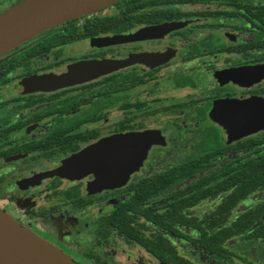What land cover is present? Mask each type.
<instances>
[{
  "label": "flooded vegetation",
  "instance_id": "1",
  "mask_svg": "<svg viewBox=\"0 0 264 264\" xmlns=\"http://www.w3.org/2000/svg\"><path fill=\"white\" fill-rule=\"evenodd\" d=\"M24 1L0 0V15ZM110 39L118 41L105 44ZM93 61H111L120 67L73 86L35 89V79L60 76L72 65ZM258 99L264 101V0H123L55 25L0 56L2 202L11 207L33 202L30 217H53L63 223L61 227L65 209L81 214L110 199V211L94 221L89 242L79 243L77 255L92 264L148 263L117 255L108 244L115 238L121 243L117 249H137L154 264H163L135 238L120 234L112 216L132 194V183L191 160L194 147L198 151L218 143L226 147L224 153L206 159L215 170L227 166V173L264 158V129L229 141L217 123L224 103ZM144 132L158 133L163 144L150 147L140 169L121 188L88 193L94 175L77 181L45 178L104 138ZM153 162L156 166L149 165ZM231 191L192 206L179 202L181 215L202 227L231 226L239 218L255 215L259 218L253 225H263L264 188L247 194L224 218L212 216ZM204 201L214 203L213 207L198 215L195 208ZM166 203L152 214L166 220L170 210ZM152 208V203L138 207ZM133 218L130 226L151 240L157 233L153 226L140 214ZM176 224L180 236L163 237L180 260L191 264L176 248L189 244L213 264H232L237 251L242 262L264 264V239L248 237L251 229L228 239V257L216 261L199 247L197 232L182 227V220Z\"/></svg>",
  "mask_w": 264,
  "mask_h": 264
},
{
  "label": "water",
  "instance_id": "2",
  "mask_svg": "<svg viewBox=\"0 0 264 264\" xmlns=\"http://www.w3.org/2000/svg\"><path fill=\"white\" fill-rule=\"evenodd\" d=\"M120 1L123 0H26L0 15V56L55 25ZM117 41L110 39L105 44ZM119 67L120 64L111 61L81 62L70 66L63 75L35 79L34 85L36 90L60 89L88 82ZM222 108L217 123L229 141L264 129L263 100L227 102ZM155 144H163L156 132L107 137L67 159L45 178L77 181L94 175L95 179L87 185L88 193L118 189L140 169L147 151ZM0 264L76 263L0 213Z\"/></svg>",
  "mask_w": 264,
  "mask_h": 264
},
{
  "label": "trees",
  "instance_id": "3",
  "mask_svg": "<svg viewBox=\"0 0 264 264\" xmlns=\"http://www.w3.org/2000/svg\"><path fill=\"white\" fill-rule=\"evenodd\" d=\"M194 148L197 149L196 155L191 160L180 162L151 179H141L132 183L130 185L132 194L126 201L121 202L117 212L111 218V222L120 234L135 238L138 244L144 246L163 264H189L187 261L176 257L175 251L163 237L165 234L180 236L181 231L176 223L181 222V220L184 223L181 225L182 227L192 229L199 234L197 241L199 247L208 252L211 259L216 261H223L228 257L229 253L225 249L226 241L233 236L244 234L248 229H251L248 237L255 236L264 239V224L253 225L255 220L259 218L258 215L249 217L248 220L239 218L231 226L217 223L207 227L191 224L187 218L181 215L182 208H179V202H184V207L192 206L201 200L213 199L231 189V193L225 196L222 204L212 215H220L221 218H224L223 214L228 213L247 194L258 188H264V158L253 160L245 166L240 164L233 168L234 172L227 173V166L219 169L216 167L215 170L211 167V161L206 159L215 154L224 153L226 147L218 143L214 147L206 145L199 151L197 147ZM207 184L210 185L204 187ZM191 190L197 191L190 194ZM166 193L169 195L165 196ZM182 194L186 197L180 199ZM165 202L170 207L166 220L161 215L152 214L153 211L161 208ZM148 203L153 204L152 211H140L138 209L139 206ZM138 214L144 217L146 222L156 230L157 233L153 234L151 240L140 237L139 229L130 226L132 218H137ZM185 237L189 239L187 236Z\"/></svg>",
  "mask_w": 264,
  "mask_h": 264
},
{
  "label": "rangeland",
  "instance_id": "4",
  "mask_svg": "<svg viewBox=\"0 0 264 264\" xmlns=\"http://www.w3.org/2000/svg\"><path fill=\"white\" fill-rule=\"evenodd\" d=\"M112 117V116H111ZM109 121H112L110 119ZM165 164V163H163ZM151 166H156V163H149ZM156 167H154L155 169ZM40 198V197H39ZM41 201V198L38 199ZM110 199H107L103 204L94 205L87 208L83 213H74L70 210H64L62 212V217L64 221V226L62 222L53 221V217H48L45 219H34L29 216V210L32 207L33 202H20L18 207H11L2 202V197L0 194V213L4 214L10 218L13 222L21 226L23 229L29 231L37 238L43 240L48 245L52 246L54 249L70 258L76 264H92L83 260L79 255H77V248L81 244L82 246L89 242V237L92 234V229H94V221L102 214H106L110 211L109 206ZM212 202H202L195 212L198 215H202L205 211L213 207ZM238 213L235 212L234 214ZM61 217V218H62ZM65 228V231H62ZM89 232V233H88ZM80 243V244H79ZM108 244L114 247V251L119 256H124L127 259H136L140 261H147V264H154V260L144 254L139 252L137 249H126L122 246V249H117V245H121L120 241L115 238H110ZM240 245V242L237 243ZM178 252L185 259L189 260L191 264H213L205 256H200L198 252L189 244L180 247L176 246ZM238 257H233L230 259L232 264H250L251 259L246 260L247 262L241 261V254L237 251ZM141 263V262H140ZM254 263V262H253ZM113 264H119L114 261ZM121 264V263H120ZM226 264V263H225ZM258 264V263H254Z\"/></svg>",
  "mask_w": 264,
  "mask_h": 264
}]
</instances>
